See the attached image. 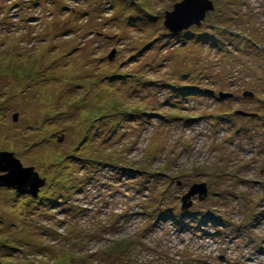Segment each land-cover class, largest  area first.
Returning <instances> with one entry per match:
<instances>
[{"label":"rangeland","instance_id":"obj_1","mask_svg":"<svg viewBox=\"0 0 264 264\" xmlns=\"http://www.w3.org/2000/svg\"><path fill=\"white\" fill-rule=\"evenodd\" d=\"M183 1L0 0V264H264V0Z\"/></svg>","mask_w":264,"mask_h":264},{"label":"water","instance_id":"obj_2","mask_svg":"<svg viewBox=\"0 0 264 264\" xmlns=\"http://www.w3.org/2000/svg\"><path fill=\"white\" fill-rule=\"evenodd\" d=\"M195 3L197 8L192 14L189 5ZM214 11V5L208 0H185L175 6L173 13H168L165 20L166 28L172 34H179L189 30L193 26H201L207 17V13ZM183 16L184 23L177 24L178 17ZM114 55L111 57L113 58ZM222 98L231 97L230 94H220ZM245 98H253L254 94L246 92ZM237 115L255 118V114L237 112ZM17 120V117H15ZM62 140V139H61ZM60 140V141H61ZM0 160L6 161L5 168L0 176V187L12 188L23 194H31L37 197L41 188L45 186L46 181L34 171V168H24L21 162L13 154L1 153ZM10 163L11 166H8ZM199 195V200L204 201L207 196V185H195L191 191L182 200V211H188L193 207V198Z\"/></svg>","mask_w":264,"mask_h":264},{"label":"snow or ice","instance_id":"obj_3","mask_svg":"<svg viewBox=\"0 0 264 264\" xmlns=\"http://www.w3.org/2000/svg\"><path fill=\"white\" fill-rule=\"evenodd\" d=\"M196 8H197V5L195 3H192V4L189 5V9H190L192 14L195 13ZM184 19L185 18L183 16L178 17L177 20H176V23L177 24H182V23H184ZM5 165H6V161L0 160V173L3 172V170L5 168ZM8 166H11L10 163H9Z\"/></svg>","mask_w":264,"mask_h":264},{"label":"trees","instance_id":"obj_4","mask_svg":"<svg viewBox=\"0 0 264 264\" xmlns=\"http://www.w3.org/2000/svg\"><path fill=\"white\" fill-rule=\"evenodd\" d=\"M257 118V117H256Z\"/></svg>","mask_w":264,"mask_h":264}]
</instances>
